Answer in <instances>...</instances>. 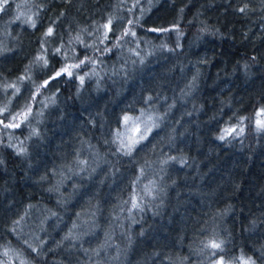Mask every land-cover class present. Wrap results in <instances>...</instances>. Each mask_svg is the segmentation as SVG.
Instances as JSON below:
<instances>
[{
    "label": "trees",
    "instance_id": "trees-1",
    "mask_svg": "<svg viewBox=\"0 0 264 264\" xmlns=\"http://www.w3.org/2000/svg\"><path fill=\"white\" fill-rule=\"evenodd\" d=\"M0 5V264H264V0Z\"/></svg>",
    "mask_w": 264,
    "mask_h": 264
},
{
    "label": "snow or ice",
    "instance_id": "snow-or-ice-1",
    "mask_svg": "<svg viewBox=\"0 0 264 264\" xmlns=\"http://www.w3.org/2000/svg\"><path fill=\"white\" fill-rule=\"evenodd\" d=\"M0 7H2V5H0ZM241 11H244V9H241ZM129 23H132V22L130 21ZM104 27H105L106 29H108L109 31H111V21H109L108 24L104 25ZM175 27H176V26L173 25V28H172V29H169V28H152V29H149V30H150V31H153V32L166 33V32H169V31H171V30H174ZM52 31H53V30H52L51 28H49L47 34H51ZM105 35H107V34H105ZM123 35H133V36H134L135 33H134V32H131V31H126ZM87 59H88V58L85 57V60H82V61L80 62V64L69 65V66H65V67L61 68L59 71H57V72L55 73V76L52 77L51 79H55L56 77H59V76H61L62 74H66V75H68V76H72V75H73V72L71 71V68H79L82 64L85 63V61H86ZM44 63L47 64V61L45 60ZM79 79H80L81 83H83L84 78H83V77H80ZM47 84H48V81L45 80V81H44V86H46ZM17 91H19V90L17 89ZM30 111H31V107H30V105H26L25 110L22 111V112H20V113H17L15 116L12 117V119H13V120H17V119H20V118L22 117L23 120L26 121L27 118H28V114L30 113ZM0 112H2V113L5 114V117H4V118L6 119V118H7V114H8V108H7V105H5L3 109H0ZM258 115H264V108L261 109V111H260V113H258ZM123 119H124L125 122H128V121L131 120L132 118L129 117V116H124ZM0 122H2V121H0ZM257 125H258L260 128L264 129V120H258V121H257ZM19 126H20V125L17 124V123H9V124H6V125H5V127H12V128H16V127H19ZM133 131H135V132H140V129H139V128H134ZM147 131H149V129L146 127V128L144 129V132L147 133ZM240 131H242V129H240ZM233 133H235L236 135H239V132H238L236 129H234V128H226V129H224L223 133L219 136V139L224 140V139L226 138V136H228V135H230V134H233ZM143 139H145V135H144V134H141V135L139 136V140H143ZM138 142H139V141H138L137 139H134V138H132L131 136H129V139H128V141H127L126 143L122 141V146H123L124 148H126V154H131L132 149H133V146H134L136 143H138ZM170 159L175 160L176 157H171ZM180 162L183 163V160L181 159ZM133 207H138V204H135V203H134V204H133ZM210 247H212V248H216V249H219V248L221 247V245L218 244V243H216L215 241H213V242L210 243ZM21 264H26V262L21 261ZM218 264H223V261H222V260L219 261Z\"/></svg>",
    "mask_w": 264,
    "mask_h": 264
},
{
    "label": "rangeland",
    "instance_id": "rangeland-1",
    "mask_svg": "<svg viewBox=\"0 0 264 264\" xmlns=\"http://www.w3.org/2000/svg\"><path fill=\"white\" fill-rule=\"evenodd\" d=\"M1 43L4 44V41ZM131 118H132L131 120H129L128 122H125L124 130L122 133V136L124 137L125 142L128 141L129 136L140 141L139 136L141 134H144L145 136L147 135V133L144 132V129L146 127L150 128L148 121L141 119L140 117H131ZM134 128H139L140 132L133 131ZM221 260L223 261V264H253L251 261H248V260H238V261H234V262H229V261L223 260L221 257H219L214 262V264H218V262Z\"/></svg>",
    "mask_w": 264,
    "mask_h": 264
},
{
    "label": "clouds",
    "instance_id": "clouds-1",
    "mask_svg": "<svg viewBox=\"0 0 264 264\" xmlns=\"http://www.w3.org/2000/svg\"><path fill=\"white\" fill-rule=\"evenodd\" d=\"M4 163L3 159H0V164Z\"/></svg>",
    "mask_w": 264,
    "mask_h": 264
}]
</instances>
